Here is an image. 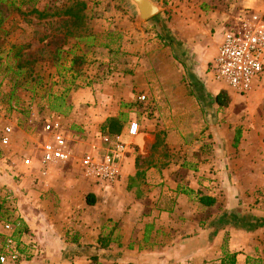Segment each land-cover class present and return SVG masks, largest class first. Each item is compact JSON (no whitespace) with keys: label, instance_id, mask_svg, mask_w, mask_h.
Instances as JSON below:
<instances>
[{"label":"rangeland","instance_id":"rangeland-1","mask_svg":"<svg viewBox=\"0 0 264 264\" xmlns=\"http://www.w3.org/2000/svg\"><path fill=\"white\" fill-rule=\"evenodd\" d=\"M8 1L0 2V120L15 131V154L0 151V248L7 236L3 224L14 221L25 244L21 256L29 262V242L42 244L45 254L58 252L49 245L67 247L74 235L70 211H81L83 198L90 201L86 192L93 181L72 165L29 172L22 164L12 169L11 163L36 156L48 120L59 125L77 156L93 152L105 134V122L100 127L98 120L103 109L117 112L122 128L135 121L153 133L147 159L166 167L185 192L189 185L196 188L186 194L196 208L186 207L192 221L224 212L240 221L264 219V79L238 95L218 91L220 84L210 82L207 72L218 35L243 12L264 13V0H154L160 11L144 22L127 0H38L36 8L49 15L42 19L26 6L8 13ZM75 2L85 4L76 28L67 16L53 15ZM248 2L258 6L250 9ZM221 92L223 107L211 102ZM78 94L86 97L74 103ZM74 106L88 129L70 121ZM128 147L125 156L135 158L139 173L145 157ZM124 190L129 192L128 183ZM208 194L215 203L200 211L198 197ZM120 198L130 201L127 195ZM81 217L79 223L88 220ZM99 231L94 244L81 245L94 254L89 264H139L124 252L143 243L141 237L134 234L122 243L124 232L112 221ZM222 236L221 246L225 242L228 250L229 231ZM238 241L247 264H264V226Z\"/></svg>","mask_w":264,"mask_h":264},{"label":"crops","instance_id":"crops-1","mask_svg":"<svg viewBox=\"0 0 264 264\" xmlns=\"http://www.w3.org/2000/svg\"><path fill=\"white\" fill-rule=\"evenodd\" d=\"M246 5L253 9L258 6V3L248 2ZM218 37L220 38V35ZM218 40L216 41L218 42ZM83 97H86V95L78 94L77 97H74V103H78ZM75 110L76 106H74L70 121H74L80 127L88 129L86 126L88 121L77 118ZM104 111L103 109V113H100V119L98 118L100 127L107 119L116 118L117 116V112ZM126 129L127 126L121 129L120 136L127 144L134 146L129 151L138 150V153L145 157V160L141 161V164L145 165L144 169L138 173L135 158L128 155L121 158L120 180H118L116 186L114 185L115 187L103 188V186L94 182V184L88 185L86 196H89L88 200L90 201L88 202L91 204H87L86 198H83L80 205L81 211H70L71 215L68 222L72 230L71 233L74 235L66 242L67 247L65 245L62 247L60 242L57 243L56 248L55 245H49L51 250L56 249L58 252L45 254L42 244L40 246L35 241H32V244L29 242L30 250L33 253L31 262L35 261L37 264H89V259L94 257V254L88 253L81 245L94 244L100 234V225L106 221H112L118 222L119 228L124 232L122 243H126L125 240H128L130 236H134V234L137 239H140V237L143 239V243L134 242L124 252L125 256L136 260L139 264H142V262L143 264H222L224 256H222L221 243L222 235L226 231H229L230 236L228 250L226 251L236 253L235 264H247L249 260V258L247 259V252L242 251L244 245H239L238 240H246L256 230L246 231L234 227L232 226L233 222H229V224L220 228L216 227V220L228 215L225 212L218 218L204 221L198 220L196 222L192 221L193 218H188L190 213L187 212L186 207L194 210L196 208L192 206L186 194L188 193L191 196L193 191L197 193L196 188L189 185L190 190L185 192V188L180 186L175 179L169 177V171L165 169L166 167L162 168L153 165V163L151 164L152 160L147 158L151 154L155 136L149 132L147 127L142 128L138 123V133L133 137L126 134ZM97 140L98 145L96 146H99L100 138ZM94 149H97V147ZM127 183L129 184V192L124 190ZM118 190L124 191L116 196ZM124 195H127L130 199L128 204L121 201L120 197ZM206 196L214 199V196L210 194ZM212 207L213 204L205 203L200 204L198 209L208 211ZM182 213L184 216H182ZM80 215L82 217L86 215L88 220L79 223L78 217ZM242 221L239 219L237 224L252 222L251 220ZM193 227L195 231H185L187 228L191 229ZM232 231H234V234H232ZM238 232L240 233L237 234ZM18 244L22 252L25 244L22 242L21 236L18 239ZM46 246H48L47 243ZM100 253L103 254L104 252ZM31 262L21 256V260L17 264H32Z\"/></svg>","mask_w":264,"mask_h":264},{"label":"built area","instance_id":"built-area-1","mask_svg":"<svg viewBox=\"0 0 264 264\" xmlns=\"http://www.w3.org/2000/svg\"><path fill=\"white\" fill-rule=\"evenodd\" d=\"M207 72L210 82L220 84L218 91L229 90L238 95L249 93L264 79V13L243 12L222 30ZM137 133V122H130L126 134L133 137ZM14 136L13 127L0 120V151L15 154ZM128 145L120 134H104L95 151L81 152L77 156L59 125L48 120L43 124L36 156L20 157L11 163V168L16 169L22 164L29 172H47L51 168L72 165L94 183L111 186L119 180L120 161L125 157ZM19 227L18 221L3 224L2 230L7 236L0 248V264H17L21 260Z\"/></svg>","mask_w":264,"mask_h":264},{"label":"trees","instance_id":"trees-1","mask_svg":"<svg viewBox=\"0 0 264 264\" xmlns=\"http://www.w3.org/2000/svg\"><path fill=\"white\" fill-rule=\"evenodd\" d=\"M38 0H20L18 4H15V0L8 1V4H5L6 10L9 13L11 8L16 9L18 12L21 11V7L26 6L28 7L29 14L36 15L38 19H42L45 17H48L49 15L43 10L39 11L36 8V3ZM1 3H5V0H0ZM85 9V4L83 2H75L70 4L64 9H60L59 12L53 14V15H63L67 16L69 19L71 26L76 28L78 25L82 23V15L81 13ZM1 12V7H0ZM3 22V18L0 17V27ZM75 62V60H74ZM225 93L221 92L217 94L211 102L217 104L218 106H225L226 105V99H225ZM122 129V123L120 122L119 118H109L105 121V124L103 126V133L102 134H109V135H118L120 134V131ZM198 202L200 204H213L214 199L205 197V196H199ZM88 204H91L88 202ZM229 222H233L232 226L246 230V231H254L264 226V219H254L249 224H237L239 222V219L236 220L233 216L224 215L221 218H218L216 220V227L220 228L226 224H229ZM224 245L222 246V254L224 256V259H222V264H235V253H229L224 249ZM93 259V258H92Z\"/></svg>","mask_w":264,"mask_h":264},{"label":"water","instance_id":"water-1","mask_svg":"<svg viewBox=\"0 0 264 264\" xmlns=\"http://www.w3.org/2000/svg\"><path fill=\"white\" fill-rule=\"evenodd\" d=\"M127 3L140 22L151 19L160 11V6L154 0H127Z\"/></svg>","mask_w":264,"mask_h":264}]
</instances>
